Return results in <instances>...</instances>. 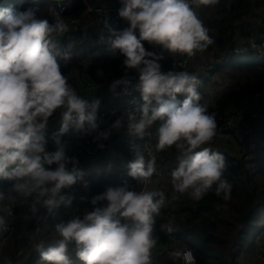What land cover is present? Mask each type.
<instances>
[{"label":"clouds","instance_id":"clouds-1","mask_svg":"<svg viewBox=\"0 0 264 264\" xmlns=\"http://www.w3.org/2000/svg\"><path fill=\"white\" fill-rule=\"evenodd\" d=\"M117 2V15L127 27L110 30L105 43L122 56L123 75L110 82L109 91L120 87L128 94L134 89L141 103L103 129L98 117L101 100L78 94L61 70V62L74 55L71 45L61 47L69 30L62 9L49 7L48 15H38L33 7L0 8V181L10 182L0 189V237L9 231L7 217L17 206L26 209V219L34 220L42 219V209L53 214L70 206L72 196L62 190L84 175L77 158L66 155L62 144L70 130L81 136L95 134L93 141L103 149V141L125 129L131 154L127 175L140 185L108 186L91 198V211L55 223L50 238L34 245L38 264H73L70 242L81 264H153L159 239L156 217L162 208L182 195L193 201L209 192L225 201L231 198L225 158L205 146L215 137L217 123L215 113L200 103V79L184 70L161 71L162 57L143 43L194 57L213 43L198 9L218 0ZM52 119H58L59 128L48 134ZM153 128L154 146L145 141ZM49 141L54 151L47 150ZM170 148L176 163L169 172L171 192L166 194L149 185L158 173L157 153ZM160 230L172 234L176 228L168 221ZM167 255L174 262L196 264L187 247ZM0 264L13 261L4 257Z\"/></svg>","mask_w":264,"mask_h":264},{"label":"trees","instance_id":"trees-1","mask_svg":"<svg viewBox=\"0 0 264 264\" xmlns=\"http://www.w3.org/2000/svg\"><path fill=\"white\" fill-rule=\"evenodd\" d=\"M23 1V0H21ZM29 0H24V2H28ZM102 2V0H97ZM229 2H219L215 5H201L199 7L201 19L204 21L205 25L213 31L214 38L209 34L212 38L213 43L209 44L203 52L207 54L213 48H216V52L222 53L225 48H229L231 42L236 38L239 41L244 42L249 36L250 31L245 30L243 26L245 24H240V18L243 17L244 22L247 20V15H242V13H237L234 9V6L231 5L227 8ZM248 4L242 5L240 7L246 6ZM214 6L218 9L219 18L216 21L208 19V12L209 8ZM69 14V12H68ZM77 14V13H74ZM229 14V15H228ZM70 15V14H69ZM74 16V15H73ZM126 23L125 21H122ZM110 30H114L113 28L105 27V26H92L86 29L85 33L83 34V42H92L96 41L98 44L96 50H101L100 54L92 60L89 67L83 68L82 64L74 63L71 67L78 68L81 71H85L89 74L90 78L94 80L99 87H101L102 83L105 79L109 81V83L116 78H119L123 75V68H122V56L119 55L118 50H116V55L112 57H108L109 47L105 40L108 38ZM261 32V31H260ZM82 31L81 28L76 32L79 36L81 35ZM259 32L255 33L258 34ZM75 34V33H74ZM236 34H239L238 36ZM103 37V39H102ZM144 43V42H143ZM146 50L154 51L152 45H147L144 43ZM65 47V46H63ZM106 52V55L103 53ZM228 50L225 52L227 53ZM107 56V57H105ZM65 63L61 62V70L64 74L67 73L69 69H67ZM70 68V66H69ZM221 69H227L224 74L227 75V79L230 83L229 88H225V90L220 92H214L212 97L210 98L208 95H204L203 97L208 99V105L203 100H200V103L206 105L207 110L209 112L215 113V119L217 123V129H220L224 126L227 118L233 114L234 110H240L248 105L258 94L264 92V57L259 54L253 55V53L247 54L243 57H237L235 55L229 57L227 63L222 65H217L214 70V73L220 72ZM97 73H100V77H97ZM129 75H132L131 73ZM68 77V76H67ZM80 77L72 78L69 80H79ZM102 79H104L102 81ZM116 93L119 95L122 94L121 89H116ZM138 93L135 90H130V92L126 95H132ZM118 98V97H117ZM124 100V99H123ZM118 102L122 101V99H118ZM262 117V116H261ZM260 118V117H259ZM262 123L260 126L262 128ZM59 127L55 131L58 130ZM251 128L254 131L256 129L255 123L251 124ZM263 129V128H262ZM54 132V131H53ZM121 135L119 138H122V147L118 148L117 153H121V158L126 161V165L124 168L116 172L115 177L110 175H93L92 177H83L80 181L81 186L84 185V182H87V187L85 192L87 195L92 198L96 192H103L106 187L109 185L111 186H119L124 183H127L130 187H137L139 188L140 185L135 181L133 178L124 179L123 172L128 171L127 164L131 159V154L127 149H124V141L123 138L127 134L125 129H120ZM264 132V129H263ZM72 139L74 144L83 143V144H95L93 141V134L92 136H81L78 133L74 134L71 130L67 133ZM261 146V145H258ZM174 151V149H169L168 151H161L157 154L160 156L166 157V165L169 166L172 162H175L174 159H171L169 153ZM264 151V147H257L254 146L252 151L253 153L247 154V150L244 152L243 157L236 158L232 155L217 150L220 152L225 158V170H224V177L232 185L231 190V198L227 201L223 200L221 197L216 196L214 193L209 192L206 194L200 201H194L195 210H193L188 205L178 204L176 202V206L178 207L177 214H186L187 221L181 222V218L179 216H172L168 218H164V214L161 212L159 216L156 217V234L158 235V243L157 245H165L168 243V236L173 235L177 245L186 246V239L188 237H194V239L201 245L202 249L188 247L193 251V254L196 257V264H237L236 263V247L240 241V243L247 239L248 241H253V237L258 234L264 228V192H261V188L259 183L253 184L251 181L254 178H257L258 174L260 173V166L264 161V155L256 156V151ZM176 155V153H175ZM252 160V161H250ZM119 162V161H118ZM250 166L251 170L254 171L253 174L248 173L246 165ZM54 167V166H53ZM155 178H152V181ZM89 180V181H87ZM10 182L5 181L2 185V189H6L9 186ZM1 186V184H0ZM79 189V187H78ZM258 189H261L258 191ZM261 192V193H260ZM82 200V205L84 204ZM183 205V206H181ZM84 206V205H83ZM224 207L227 209H231L237 214V224L235 231L230 236V242L232 243L228 245V248L224 250L221 247L222 241L219 240V235L214 231H208L207 228H204L200 224L195 223L197 217L212 215L214 217L215 214L219 213L220 210H224ZM92 210V208H90ZM162 211V210H161ZM173 212V211H172ZM175 212V211H174ZM188 212H192L191 216H189ZM26 209L22 207H18L16 210V222H15V232L12 235V239L9 240V243L6 249L9 247L14 248V252L12 253L13 263L16 264V245H17V238H16V245H15V237H17L18 232L20 231L21 227L24 225L25 222L29 221L30 226L35 229L38 220L34 219H26L25 218ZM247 214L246 219L241 222V218ZM171 221L176 228V231L172 234H166L165 232L160 230V225ZM261 221L263 223H261ZM228 226H232L228 224ZM259 231L255 233L257 230ZM13 241V242H12ZM73 244V243H72ZM72 244L68 245V250L71 249ZM16 247V248H15ZM177 247V246H176ZM175 248V247H174ZM235 252V253H234ZM7 257V256H4ZM166 259V258H165ZM229 259V260H227ZM164 264H176L172 263L171 260H164ZM179 264V262L177 263Z\"/></svg>","mask_w":264,"mask_h":264},{"label":"built area","instance_id":"built-area-1","mask_svg":"<svg viewBox=\"0 0 264 264\" xmlns=\"http://www.w3.org/2000/svg\"><path fill=\"white\" fill-rule=\"evenodd\" d=\"M76 3H82L85 7L83 15L73 16L69 15L68 11L73 7ZM52 4L54 7L58 9H62V15L64 16L65 20L69 24V30L68 32L61 38V42L65 39H70L74 33L77 32L78 28H83L84 22H88L86 24V27H92V26H105L109 28H116L119 26L121 22V18L117 15V8L119 7L118 2L111 1V2H99L97 0H52ZM198 13L201 18L200 9H198ZM105 21L107 23L105 24ZM127 27V25H126ZM260 34H251L247 36V39L242 42H237L233 47H231L227 53H223V58L220 57H212L209 61H207L203 67L199 70V72H196L194 70V64L192 58H186L183 55L180 54H173L170 53L166 49H162L159 46H153L154 53L158 56H166L169 58L168 64L171 70H184L188 71L190 73H194L198 76V78L201 81V84L198 88V90H204L207 87L208 81L212 76L213 71L217 67V65H220L222 62H228L229 57L235 55L237 57H243L247 54L253 53L259 54L262 57H264V31L259 32ZM138 35V34H137ZM147 45L149 44L147 41H145ZM95 53L101 52V50H95ZM98 54V55H99ZM100 57V56H97ZM66 67V65L64 66ZM84 84L83 86H80L79 84V90L81 91V95L86 98H92L96 97L101 100V103L98 108V117L104 121L103 124H101V129L107 126V124H110L116 117L123 114L127 109L134 107L141 103L139 93H135L132 95H129L125 101L123 102H114V101H105L102 98V92L100 87L97 86V84L88 76H84L82 78ZM69 82V81H68ZM71 85L73 82H69ZM181 98L182 97H178ZM114 100L116 101L117 98L114 97ZM133 101H135V105L133 104ZM264 113V92L258 94L248 105H246L244 108L240 110H234L233 114L229 116L224 124V126L218 130H216L215 137L209 142V144H217V143H224L227 141L229 136H233L239 145H244L247 150H252L254 146H257V143L254 141L253 137V130L249 129L248 127L259 119V117L263 116ZM237 120L243 121L242 125L237 126ZM264 128V123H263ZM152 135L149 137H145V141L149 144L154 146L155 144V132L153 130ZM48 133V132H47ZM121 135V132H119ZM124 141V149H127L129 151V137L126 134L123 138ZM62 144L65 147L66 155L68 156H75L78 160V168L83 172L82 165L83 163L89 162V161H96L99 160L101 154L103 153L105 149V141H103L104 147L103 149H100L95 144H83V143H77L74 144L71 140H69L68 135H64L62 137ZM260 147H264V142L260 144ZM55 145H53L50 141L47 145V150L54 151ZM116 147H122V138L120 139L119 136L116 140ZM259 151V150H257ZM168 156V153L165 157L160 156L157 154V168L158 173L154 174L153 177L155 179H161L162 181L169 180V172L171 168H173V165L167 166L166 165V157ZM172 164V163H171ZM175 165V164H174ZM123 175L125 178H129L127 175V172L124 171ZM5 181H0V184H3ZM80 185V182L74 184L70 188L63 189L66 194L72 196V201L70 206L68 207H62V212L54 217L52 224H51V232L46 235V239L48 240L50 238V234L52 233V227L55 223L64 220L67 221L72 218V216H82L85 212H88V210L82 205V198L79 196L78 193V187ZM1 189V186H0ZM171 192V190H170ZM176 200L172 203L165 206L163 209V216L164 218L172 217L176 215V212H172L171 209L175 207ZM19 206L15 207L13 210V214L11 216H8V222H9V231L4 234L3 237H0V259L3 257V252L6 249L9 240L12 239V235L15 232V220H16V210ZM28 235L26 231H23L18 236L17 241V253L16 257L19 259H22L25 256V248L27 245ZM45 240V241H47ZM175 238L173 235L168 236V243L165 245L156 246L153 249V264H162V261L167 256V253L171 251L174 248L175 244ZM69 244H72L70 242ZM258 252H261L259 250ZM17 261L16 263H18ZM260 264H264V257L260 256L259 259ZM38 263V254H35V259L32 264ZM182 264V262L180 263Z\"/></svg>","mask_w":264,"mask_h":264},{"label":"crops","instance_id":"crops-1","mask_svg":"<svg viewBox=\"0 0 264 264\" xmlns=\"http://www.w3.org/2000/svg\"><path fill=\"white\" fill-rule=\"evenodd\" d=\"M111 1L117 2V0H102V2H111ZM218 1L219 2H223V1L229 2V4H226L227 8H229V6H231V5H233L234 9L236 10L237 13H242V15H245V14L247 15V20L244 22V19L242 17V18H240L239 23L246 25V26H243V28L245 30L250 31L249 35H251L253 33L260 32V31H264V12H263V15L260 17V19H258L255 15L252 16L251 14H248V12H251L252 8L255 6L261 5V7H263L264 6V0H218ZM245 4H248V5L240 7V6L245 5ZM28 7L35 8L37 10L38 15H40V14L48 15L49 7H54V6H53L51 0H29L28 2H24V0H23L17 4V7L15 9L23 10V9L28 8ZM84 9H85V7L82 3H76L73 7H71V9H69L68 12L70 15L78 16L81 14L83 15ZM74 13H77V14H74ZM218 18H219L218 9L215 8L214 6H211L209 8V12H208V19L214 21V23L217 24L216 21L218 20ZM87 23L88 22L83 23L84 27L81 28L82 33L80 36L75 33L70 39H65L64 41L61 42L62 48L66 49L69 45H71L72 51L74 52L73 58L69 62L65 63L66 68L69 69L67 71V73L65 74L66 76H69L72 78L80 77L81 79L84 76L90 77L87 72L81 71L78 68L71 67L75 62L79 63V61H81L82 58L86 54H89L88 52H92V51H95L97 49L96 47H93L92 45H90L88 48L87 46L89 43L88 42L84 43L82 40L83 34L85 33L86 29H88L86 27ZM126 25H127L126 23H120L118 27L113 28V29L117 30V31L122 30L123 28L126 27ZM213 33L214 32L209 29L208 34H211V36L214 38L215 35ZM236 35L238 36L239 34H236ZM237 42H239V40H237L235 38L233 40V42H231L232 45H230L229 48L228 47L225 48L223 53L225 51L229 50L231 47H233ZM63 46H65V47H63ZM88 49H89V51H88ZM212 50L216 51V48H213ZM210 52H212V51H210ZM210 52H207V54ZM115 54H116V51H112L107 56L112 57ZM202 54L206 55L203 52V50H201V51H198L197 54L194 56V59H193L194 63L193 64H194V70L196 72H199V70L203 67V65L212 58V56L208 55L209 57L207 56L203 60L198 61ZM107 56H105V57H107ZM91 65L92 64H89L87 66H83V68L85 69L86 67H89ZM69 66H70V68H69ZM100 75H101L100 73H97V77H100ZM215 75H216V73H214V71H213L212 76L208 81L207 87L204 90H198V91L199 92L200 91L210 92V91L216 89L215 91L219 92V90H218L219 88L217 86H215V84H214ZM103 80L104 79H102V81ZM72 82H73L72 86L75 88L77 93L81 95V91L79 90V85L74 80ZM109 84L110 83L107 79H105L104 82L102 83V85L100 87L101 92H102V98L105 101L118 102L117 101L118 99H122V101H120V102L125 101V99L128 97V95H126V94H123V95L120 94L119 95L116 92H110L109 91ZM220 88H222V87H220ZM114 97H116V98L118 97L116 101L114 100ZM263 119H264V113H263V116L261 118H259L258 120H256L254 122L256 129L253 131V137H254V141L257 143V145H260L261 143L264 142L263 129L261 127H258L262 123ZM239 124H240V120H237V126ZM57 127H59L58 119L50 120L48 129H47L48 134H51L53 131H55L57 129ZM153 127H155V125ZM152 130L155 132L154 128ZM119 132L112 134L109 137V139L107 141H105V149H104L103 153L101 154L99 160L89 161V162L83 163V165H82V170H83V174H84L83 177H89V175L92 173L99 174V175L102 174L101 176H104V175H108L107 172H109V170H111V168H115L117 166L125 167L126 161L123 158H121L120 152H119V154L117 153L118 147H116V140H117V137L120 136ZM68 137H69V140L72 141V139L69 135H68ZM231 137H233V136H229V138L227 139V142H232ZM220 144H222V143H220ZM214 145H218V143L214 144ZM224 147L228 148L229 146L225 144ZM259 155H262V154H260L258 152V156ZM174 164H175V162H172V164H170V165L175 166ZM118 171L119 170H115V173ZM260 172H261V170H260ZM124 179H127V178L124 177ZM87 181H89V180H87ZM153 181L163 182L161 179H154ZM168 182H169V180H168ZM3 184H1V187ZM80 185H79V189H78L79 196H80V191H81ZM86 187H87V185L82 186L83 193H84V190L86 189ZM169 187L171 189L170 183H169ZM167 193H170V192L167 190L166 194ZM184 196H187V195H184ZM84 197H85L84 199L86 200V198H87L86 195H84ZM180 198H181V196L176 200V202H178ZM161 210H162L161 212H163V209H161ZM61 212H62V207L56 209L53 214H49L46 212V210L42 209L41 213H40L42 219L38 220L37 225L35 226L36 230H33V228L30 226L29 221L24 223V225L21 227L19 233L21 232L22 229H24L25 231L26 230L28 231L29 241L27 242V245L25 248L26 254H28L30 252V250L32 249V246L34 244V240H35L36 236L38 237L37 242H39L40 238L46 237V235L51 232L52 221H53L54 217L58 216ZM263 229H262V232H260L255 237H253V241H248L247 239H244L241 243L239 241V243L236 247V250H235V252L237 251V253H236V263L237 264L243 263L245 255L249 254L250 249L256 245H257L255 248L256 252H258L259 250H261L262 252L264 251V231H263ZM254 243H255V245H254ZM176 246H177V244H176ZM186 246H184L183 248H185ZM5 250H4V252H5ZM4 252H3L2 259L4 258ZM255 256H256V253H255ZM260 256H261V252L257 255V264H260V262H259ZM263 256H264V253H263ZM166 260H171V259L167 258ZM227 260H229V259H227ZM178 262H179V264L181 263V261H176V264Z\"/></svg>","mask_w":264,"mask_h":264},{"label":"rangeland","instance_id":"rangeland-1","mask_svg":"<svg viewBox=\"0 0 264 264\" xmlns=\"http://www.w3.org/2000/svg\"><path fill=\"white\" fill-rule=\"evenodd\" d=\"M21 0H0V8L2 7H11V8H16L17 7V4L20 3ZM101 3V2H100ZM35 5V4H34ZM263 12H264V6L261 7L260 6H255L252 8V11L251 12H248V14H251L252 16L255 15L258 19H260V17L263 15ZM97 42L96 41H92L88 44V48L90 45H94V46H97ZM108 49H110L108 47ZM89 51V49H88ZM114 50L110 49L109 50V53L112 52ZM212 52L206 54V55H201L199 60H203L204 58H206L208 55L209 56H212V57H220L221 59L223 58V54L222 53H218L216 52L215 50H211ZM89 54H86L81 61H79V64H82L83 66H87L89 65L92 60L97 57V55L99 53H95L94 51L92 52H88ZM116 55V54H115ZM113 55V56H115ZM208 56V57H209ZM194 63V62H193ZM224 63H227V62H222L220 65L224 64ZM227 69H221V71L218 73L216 72V75H215V79H214V84L215 86H217L219 89V92L220 91H223L225 90V88H229L230 87V83L228 81V77L226 74H224V72L226 71ZM69 79H71V77L68 76ZM73 81V80H72ZM71 80H69V82H72ZM76 83H78L80 80L76 79L74 80ZM222 82V83H221ZM222 87V88H220ZM223 89V90H222ZM216 89L210 91V92H206V91H200V95H201V100L205 101L206 102V105H208V102L209 100L204 98L203 96L204 95H208L210 98L212 97V94L215 92H218V91H215ZM261 118V117H260ZM231 141L232 142H224L222 144L218 143V145H213V144H207L205 146L209 147L212 151H217V150H220V151H224L230 155H232L233 157H236V158H240V157H243L244 155V152L247 150L245 148L244 145H239V143L237 142V140L234 138V137H231ZM228 145L229 147L228 148H225L224 145ZM260 147V146H259ZM246 152H248V154H251L253 153L252 151L250 150H247ZM258 152L262 155H264V151H256V156H258ZM169 156L171 159H174V156H175V150L172 151L169 153ZM252 161V160H250ZM251 166V164H250ZM249 164L246 165V170L249 171L248 173L250 174H253L254 171H250L251 168H250ZM260 170L261 172L258 174L257 178H254L251 182L253 184L255 183H259L260 185V188L262 189H258V191L261 190V192H264V161L263 163L261 164L260 166ZM124 168L123 166L120 167V166H117L115 168H111V170H109V172H107L108 175H112L115 177V170H120ZM94 175H99V174H95V173H92L89 175V179L90 177H92ZM102 175V174H100ZM111 186V185H109ZM80 196L82 199H84V195H86V200L83 201V205L84 207L88 210V211H91L90 208H92L93 206L91 205L90 203V200L91 198L87 195V193L85 192L84 190V193H83V190H82V186L80 185ZM150 188L152 189H157V190H163L166 191L168 190L170 192V187H169V182H168V179L163 181V182H157V181H152V183L149 185ZM260 192V193H261ZM96 194H99V192H96L94 195ZM178 204H183V205H188L190 206L193 210H195V205H194V201L189 198L188 196H181V198L179 199L178 201ZM181 205V206H183ZM171 211H175L176 212V216H179L181 218V222H186L187 221V216L186 214H177L178 212V207L175 206L171 209ZM43 212V211H42ZM189 213V216H191L192 212H188ZM217 215V217H214L212 215H207V216H200V217H197V220H195V223L197 224H200L201 223V226H203L204 228H207L208 231H211V230H214L218 235H219V240L222 241L223 243L221 244V247L224 248V250H226L228 248V245H230L232 243V241L230 242V236L231 234L235 231L236 229V224H237V214L236 212H234L233 210L231 209H227L224 207V210H220L219 213L215 214V216ZM175 216V217H176ZM261 223H263L261 221ZM228 224H231L232 226H228ZM257 231L255 233H257L259 231V229L257 228L256 229ZM25 231L24 229L21 230V232L19 233L18 232V235L17 237H15V245H16V238H17V241H18V236L23 232ZM264 231V229H263ZM262 232V230L260 231ZM259 232V233H260ZM26 233L28 235V231L26 230ZM258 233V234H259ZM257 235V234H256ZM255 235V236H256ZM47 240L45 237H42L40 238V240ZM258 239V238H257ZM256 239V240H257ZM39 240V241H40ZM29 241V239L27 240V242ZM13 242V241H12ZM186 245L187 246H190V247H194V248H200L202 249L201 245L194 239V237H188L185 241ZM177 242H175V244L173 245L174 247L176 246ZM255 245V243H254ZM257 246V245H256ZM256 246H254L253 248L250 249L249 251V254H246L245 257H244V262L241 263V264H257V255L260 253V252H256L255 248ZM17 247V245H16ZM15 247V248H16ZM177 248H183V246L181 245H177ZM73 249V244H72V247L71 249L69 250V255L71 256L72 260H73V264H81L80 261H78V259L75 257L74 255V252L72 251ZM14 248L13 247H9V249L7 248L4 252V256H7L8 258H11L13 259V256H12V253L14 252ZM16 253H17V249H16ZM255 253H256V256H255ZM263 253L264 251L262 252L261 251V256H263ZM28 254H25L24 257H26ZM15 257H16V254H15ZM23 257V258H24ZM264 257V256H263ZM22 258V259H23ZM166 259H171L168 255L165 257ZM164 258V260L166 261V259ZM22 259H19L16 257V261H21ZM164 260L162 261V264H164ZM171 262L172 263H176V261L174 262L172 259H171ZM15 264V263H13ZM17 264V263H16ZM38 264V263H37Z\"/></svg>","mask_w":264,"mask_h":264},{"label":"water","instance_id":"water-1","mask_svg":"<svg viewBox=\"0 0 264 264\" xmlns=\"http://www.w3.org/2000/svg\"><path fill=\"white\" fill-rule=\"evenodd\" d=\"M157 55V54H156ZM159 63L161 65V71L163 72H166V71H169L171 70L170 67H169V64L166 60H159ZM135 84V79H133V85ZM117 89H121L120 87H117ZM134 90V89H133ZM247 217V214L244 215L242 218H241V222H243ZM37 240H38V237L36 236L35 237V240H34V244L32 246V249L30 250V252L28 253V255L26 257H24L21 261H19L17 264H32L34 259H35V254L36 252L34 251V245L37 243Z\"/></svg>","mask_w":264,"mask_h":264},{"label":"bare ground","instance_id":"bare-ground-1","mask_svg":"<svg viewBox=\"0 0 264 264\" xmlns=\"http://www.w3.org/2000/svg\"><path fill=\"white\" fill-rule=\"evenodd\" d=\"M51 2H52V0H51ZM82 15V14H81ZM123 20H121V22H122ZM80 28H78L77 29V31L79 30ZM258 34H260V33H258ZM246 40V39H245ZM107 53L106 52H104L103 53V55H106ZM161 60H166V61H169V58H167L166 56H162V58H161ZM79 82L77 83V84H79L80 86H83V84H84V82H83V80L81 79V78H79ZM94 81V80H93ZM95 82V81H94ZM96 83V82H95ZM97 84V83H96ZM98 86V85H97ZM99 87V86H98ZM231 116V115H230ZM242 123H243V121H240V125H242ZM264 123V122H263ZM249 129H251L252 130V128H251V125L248 127ZM262 128H263V124H262ZM264 129V128H263ZM250 151H252V150H250ZM253 152V151H252ZM247 154H248V152H247Z\"/></svg>","mask_w":264,"mask_h":264}]
</instances>
